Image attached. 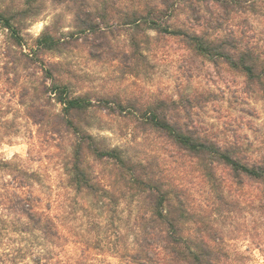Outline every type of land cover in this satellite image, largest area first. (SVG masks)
<instances>
[{
	"label": "trees",
	"instance_id": "16d2710c",
	"mask_svg": "<svg viewBox=\"0 0 264 264\" xmlns=\"http://www.w3.org/2000/svg\"><path fill=\"white\" fill-rule=\"evenodd\" d=\"M49 4L71 14L72 30L63 32L56 18L27 45L22 35L27 22ZM0 25L18 48L22 70L40 75L19 93L25 116L48 129L52 139L69 142L63 163L67 186L122 227L118 264L238 261L227 226L240 215L245 190H258L254 205L264 218V150L241 133L242 124L209 130L194 118L198 103L183 96L144 100L77 90L75 73L47 57L84 50L91 60L116 63L122 75L139 78L153 67L148 56L153 43L175 39L193 58L240 75L244 95L264 101V0H0ZM118 37L124 39L121 48L113 43ZM96 112L127 120L122 137L135 144L144 136L162 153L140 158L93 135ZM176 167H188L196 183L180 171L177 176ZM0 170L10 173L13 185L4 190L0 206L16 220L14 232L39 233L60 246V225L39 210L32 193L37 174L9 161Z\"/></svg>",
	"mask_w": 264,
	"mask_h": 264
},
{
	"label": "rangeland",
	"instance_id": "374dc122",
	"mask_svg": "<svg viewBox=\"0 0 264 264\" xmlns=\"http://www.w3.org/2000/svg\"><path fill=\"white\" fill-rule=\"evenodd\" d=\"M56 18L60 19L63 32L72 30L71 14L49 4L40 17L27 22L22 32L25 43L31 45ZM9 40L8 31L0 25V149L21 151L13 152L10 160L7 150L0 151V163L9 161L14 167L37 174L32 193L38 200L39 210L60 225L63 239L58 246L39 233H15L16 220L1 205L0 264H37L38 261L43 264H118L115 254L121 249L118 236L122 227L116 220L112 225L89 199L78 196L67 186L63 163L70 152L69 142L52 139L48 129L40 130L25 116L24 108L19 105V93L23 86L34 85L40 75L34 77L29 75L31 69L22 70L18 48L11 47ZM113 43L121 48L124 39L118 37ZM10 47L16 52L15 57L9 55ZM148 56L153 67L150 73L139 78L122 75L116 63L91 60L84 50L70 51L59 59L47 58L60 60L75 73L77 90L118 93L144 100L154 96L191 98L198 103L194 118L199 124L218 131L224 126L235 129L241 123V133L264 150V101L244 95L240 75L193 58L175 39L153 43ZM93 117L90 132L105 138L110 145L127 147L133 156L140 158L162 153L153 140H143L144 136L135 144L130 137H122L121 133L127 132V120L103 118L97 112ZM179 171V176L187 182L196 183L188 167H176L174 173L178 176ZM9 174L0 170V204L5 203L1 199L6 194L4 190L13 186ZM257 194L255 188L244 191L239 199L241 213L227 226L235 236L229 239L230 251L240 258L234 264H264V218L255 209Z\"/></svg>",
	"mask_w": 264,
	"mask_h": 264
},
{
	"label": "clouds",
	"instance_id": "9594fccd",
	"mask_svg": "<svg viewBox=\"0 0 264 264\" xmlns=\"http://www.w3.org/2000/svg\"><path fill=\"white\" fill-rule=\"evenodd\" d=\"M40 27H42V25L38 26V29H37V35L39 34V28H40ZM24 147H26V145H25ZM5 150H7L8 153H9V155L7 156V159H9V160L12 158V153H13V152L21 151V149H0V151H5ZM10 178H11V177H9V179H10Z\"/></svg>",
	"mask_w": 264,
	"mask_h": 264
}]
</instances>
